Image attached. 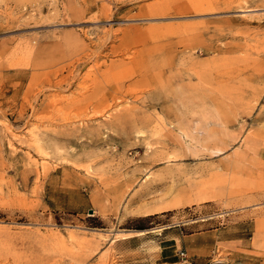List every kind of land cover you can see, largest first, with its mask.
Wrapping results in <instances>:
<instances>
[{
  "label": "rangeland",
  "instance_id": "374dc122",
  "mask_svg": "<svg viewBox=\"0 0 264 264\" xmlns=\"http://www.w3.org/2000/svg\"><path fill=\"white\" fill-rule=\"evenodd\" d=\"M264 264V0H0V264Z\"/></svg>",
  "mask_w": 264,
  "mask_h": 264
},
{
  "label": "crops",
  "instance_id": "0c3cea01",
  "mask_svg": "<svg viewBox=\"0 0 264 264\" xmlns=\"http://www.w3.org/2000/svg\"><path fill=\"white\" fill-rule=\"evenodd\" d=\"M188 264H192V261L185 260ZM201 264H210L209 260H206V262L201 263ZM222 264V263H221Z\"/></svg>",
  "mask_w": 264,
  "mask_h": 264
}]
</instances>
